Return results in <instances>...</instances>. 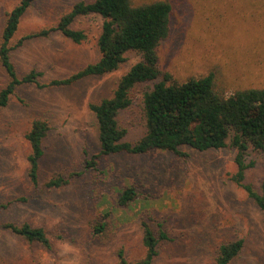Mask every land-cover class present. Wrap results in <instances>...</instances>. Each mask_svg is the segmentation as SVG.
<instances>
[{
    "label": "rangeland",
    "instance_id": "374dc122",
    "mask_svg": "<svg viewBox=\"0 0 264 264\" xmlns=\"http://www.w3.org/2000/svg\"><path fill=\"white\" fill-rule=\"evenodd\" d=\"M19 1L0 0V40L6 15ZM76 1L35 0L10 44L55 25ZM170 1V33L158 49L161 70L181 81L216 67L229 92L264 86V0ZM102 21L96 13L76 17L71 27L86 34L79 43L59 32L25 41L12 51L18 73L36 68L49 80L96 61ZM140 58L129 52L118 69L71 85H20L0 108V224L27 221L44 227L52 241L51 249H46L0 227V264H118L120 249L134 261L145 255L142 220L165 229L172 238L160 244L152 264H214L218 247L237 238L245 244L229 264H264V211L234 181L237 165L232 147L181 146L186 156L159 149L99 155L95 169L86 166L85 161L100 149L89 104L111 96L121 75ZM162 79L132 89L131 105L117 116L127 130L125 140L135 141L144 134L142 98ZM6 82L0 66V89ZM34 119H44L50 126L36 190L27 176L30 146L25 138ZM246 162L253 165L246 170L245 181L261 190L264 150H250ZM57 174L69 182L44 187ZM129 185L135 186L138 196L124 206L118 200ZM20 197L27 200H17ZM100 221L107 227L94 236L93 226Z\"/></svg>",
    "mask_w": 264,
    "mask_h": 264
},
{
    "label": "trees",
    "instance_id": "16d2710c",
    "mask_svg": "<svg viewBox=\"0 0 264 264\" xmlns=\"http://www.w3.org/2000/svg\"><path fill=\"white\" fill-rule=\"evenodd\" d=\"M34 1L20 0L6 15L0 40V66L6 73L7 82L0 89V108L8 104L20 85L33 84L38 88L71 85L87 76L110 73L126 62L129 52H137L141 55L140 60L121 75L112 95L89 104L96 118L100 149L98 154L85 161L86 166L95 169V159L99 155L145 154L159 149L186 156L181 146L197 150L230 146L236 152L234 160L237 171L234 181L264 211V187L256 190L245 181V172L253 165L252 162H246L249 151L264 150V86H246L229 92L216 67L210 68L205 74L191 75L181 81L161 70L158 49L170 33V0H78L69 11L61 15L55 25L25 34L16 44L11 45L22 16ZM90 13L99 14L103 18L97 37L99 58L96 61L66 76L49 80H44V72L36 68L22 75L18 73L12 60L15 48L27 40L46 38L54 32L79 43L86 39V34L83 30L72 28L71 24L76 17ZM160 76L163 79L155 82L142 98L144 134L135 141L125 140L127 130L117 120L119 112L131 105V91L135 85ZM49 130L48 121L34 119L25 134L30 146L27 176L35 190L39 187L43 141ZM68 182V178L57 174L43 185L52 188ZM137 196L135 186L129 185L123 188L118 202L126 206ZM17 200L26 201L27 198L20 197ZM107 216L105 214L104 218ZM0 227L29 243H39L46 249L52 247L51 238L42 226H33L27 221H6ZM106 227L104 221L95 223L94 236ZM141 228L144 257L132 261L120 249L117 253L118 264H152L159 254L160 244L172 240L165 229L153 228L146 220H142ZM244 244L243 238L222 243L218 247L214 264H229L241 253Z\"/></svg>",
    "mask_w": 264,
    "mask_h": 264
}]
</instances>
